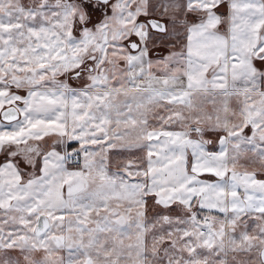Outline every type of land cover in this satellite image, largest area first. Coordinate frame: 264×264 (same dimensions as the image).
<instances>
[{"label":"snow or ice","instance_id":"snow-or-ice-1","mask_svg":"<svg viewBox=\"0 0 264 264\" xmlns=\"http://www.w3.org/2000/svg\"><path fill=\"white\" fill-rule=\"evenodd\" d=\"M0 264H264V0H0Z\"/></svg>","mask_w":264,"mask_h":264}]
</instances>
